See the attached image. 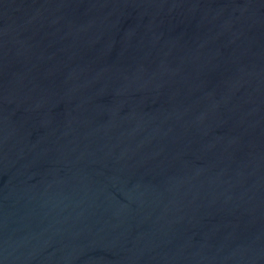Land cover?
<instances>
[{
    "label": "water",
    "instance_id": "95a60500",
    "mask_svg": "<svg viewBox=\"0 0 264 264\" xmlns=\"http://www.w3.org/2000/svg\"><path fill=\"white\" fill-rule=\"evenodd\" d=\"M0 264H264V0H0Z\"/></svg>",
    "mask_w": 264,
    "mask_h": 264
}]
</instances>
